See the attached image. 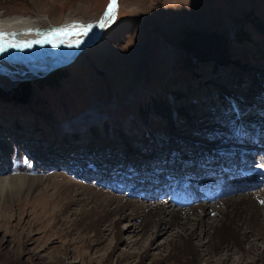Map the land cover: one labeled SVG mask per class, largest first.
Segmentation results:
<instances>
[{
  "label": "rangeland",
  "instance_id": "374dc122",
  "mask_svg": "<svg viewBox=\"0 0 264 264\" xmlns=\"http://www.w3.org/2000/svg\"><path fill=\"white\" fill-rule=\"evenodd\" d=\"M117 1L116 20L101 41L69 63L46 57L8 62L21 70L12 76L0 71V88L7 93L0 97V146H6L0 147V163L12 176H52L47 193L35 190L9 204L12 212L0 210V215H15L0 221V264H146L140 254L148 247L152 255L167 256L157 264H183V253L176 249L169 255L166 246L178 227L155 232L159 229L151 224L141 234L131 210L125 219L93 221L92 206L80 202L102 193L138 206L169 204L172 189L187 181V199L211 203L204 187L166 170L183 150L200 154L198 163L247 174L251 184L240 192L256 194L264 206V159L258 162L264 141L253 151L254 137H243L264 132V0ZM108 4L0 0V17L39 18L49 27L65 17L92 21ZM24 83L31 88L21 98L13 89ZM219 154L231 157L222 163ZM240 155L249 159L243 167ZM101 165L112 166L113 173L81 176L85 168ZM168 178L173 185L161 194L159 183L149 184ZM142 180L159 195H144ZM63 188L75 191V198L58 196ZM235 194L223 191L214 198ZM63 202L68 214L59 211L54 219ZM81 217L84 226L72 229L69 221L79 223ZM121 253L125 262L119 261Z\"/></svg>",
  "mask_w": 264,
  "mask_h": 264
},
{
  "label": "bare ground",
  "instance_id": "6f19581e",
  "mask_svg": "<svg viewBox=\"0 0 264 264\" xmlns=\"http://www.w3.org/2000/svg\"><path fill=\"white\" fill-rule=\"evenodd\" d=\"M117 8L118 1L116 0L115 15L117 13ZM102 21L107 23V27L112 24L108 23V17L106 15L104 18H101L100 16L92 21L73 20L72 18L65 17L59 24L49 27H42L40 25L39 18L32 19L31 17L29 18L20 15L3 18L0 17V33L4 34L5 40L17 44L20 42H33L30 47H6L3 52H0V71L5 75L12 76V72H19L21 70L10 68V66H8V62L27 64L30 61L46 57L55 58L59 65L67 64L72 61L79 54V52L83 51V49L96 43L95 39L100 34L99 32ZM68 26L79 28L91 26V31L87 36L54 37L53 43L57 45L55 47H53V43L48 42L34 43V41L42 40L47 33L58 28ZM107 27H105V30ZM103 35L104 32L102 37ZM102 37L97 40V42H100ZM76 40L81 41L78 46L75 44ZM15 74L17 75L18 73ZM243 137L244 139H251L254 137L252 150L255 151L258 148L261 149L259 146L261 144L259 143L260 141H264V132H259L257 134L243 133ZM0 147L4 151L6 146L2 144ZM229 152L231 151H226V153ZM195 155L196 158L193 159ZM174 157H177L178 160L176 162H169L166 164V170L170 171L171 176L174 174L186 175V179L189 180L191 184L197 185L198 187L200 186L201 188L204 187L203 192L207 199L212 197L214 198L217 194L222 193L223 191H226L227 194L229 192L231 194H235V192H237V194L226 196L223 199H220L219 197V199L212 198L211 203L198 202L200 199L196 197L193 199H187L186 192H183L184 189L188 188L187 181L185 179L184 181L186 182L181 184L183 185L182 187L175 186L176 189H172L169 204L162 203L161 201L138 206L131 200L122 202L119 201L118 197L102 193L95 194L96 199H93V196L89 198L90 201L83 199L80 202H82V204L84 203V205L88 208L89 206H92L90 208L91 210L88 211L92 212V215L95 218L93 221H115L125 219L128 217L125 211L127 209L131 210L130 212L133 215H130L132 216L131 219L140 220L139 224L134 228L141 234L144 233L145 229L148 226H151V224H153L154 228L157 229L162 227L165 229L166 227L171 226L178 227V229L176 228L177 230L173 238L166 246L171 249L168 253L169 255L176 249L178 253H183V264H209V261H211V264H264V248L262 247V245H264V206H262L260 201H258L260 198L254 193L240 192L241 190H245L248 187V184L235 189L236 185L234 184V181L237 179L235 175L224 174L225 177H221L222 170L220 168L217 169L211 166L208 168L204 162H200V160V163H198L200 154H197L195 151L183 150V152H179ZM217 157L220 162L224 163L228 158L230 159L231 155L219 154ZM2 159L4 160V158ZM260 159H264V155L258 159V162L261 161ZM239 160L242 162L244 161L243 163L241 162L238 164L239 167H243L249 162V159L244 155H240ZM256 161L257 160H255V162ZM195 162L197 163L195 164ZM105 166L106 169L104 171H99L100 168ZM186 168L187 170H185ZM0 170L1 173L3 172L4 174L0 176L1 211L12 212L8 208L9 204L15 205L16 203H19L21 201L20 197H30L35 190L47 193L52 184L51 175L36 178H28L27 176H12L7 174L3 163H0ZM255 170L261 172L258 168ZM84 171H87L88 174ZM113 171L112 166L107 167V165H101V167L93 170L85 168L82 171L81 176L92 179L97 177L103 178L107 174L113 173ZM196 173V176H198L197 181L194 180L195 177L193 176ZM262 173H264V171ZM169 179L170 178L166 181L150 179L149 184L151 182L159 183L161 186V194L165 192L168 187L170 188L173 185V182L170 183ZM213 181L215 182V185L210 187L213 184ZM72 183L73 182L68 184L70 185L69 187H72ZM141 184V187L145 189L144 195H159L155 194V192L153 193L148 186L149 184H145L143 180ZM250 184L251 182L249 185ZM223 185L225 186V189L221 188ZM69 189L70 188L61 189L57 192V195H61L63 198H68L69 194L71 198H75L74 195L77 193H74L75 191H73V194L71 190L69 191ZM28 202L29 201L27 200L25 204H30V202ZM74 202L75 200H72V203ZM67 205V203L63 202L61 206H56L58 213H56L55 209L52 208V213H54V211L56 213L55 215L53 214V218L55 219V217H59V211L64 212L62 215H64L65 212L67 213ZM141 206L146 207V209ZM84 209L85 208H83V210ZM82 212L87 214L85 211ZM210 215H213V218H209ZM13 216L15 215H11V217L0 215V221L10 220L11 218H14ZM48 218L49 217L46 215L44 220ZM207 218L209 220H207ZM74 221L75 220L69 221L71 222L70 226L74 230H79L82 228L81 225L86 223L83 217H81L79 223ZM154 231H160V229H155ZM201 236L202 239L199 238L198 243H194L193 238ZM143 253L142 255L140 254L141 260L147 259L148 264H157L158 262L163 261V259L165 260L167 257L162 253L152 255L150 253V247H148V249ZM233 255H235V260L237 261L228 262ZM125 256L127 257L124 253H121L119 261H122Z\"/></svg>",
  "mask_w": 264,
  "mask_h": 264
},
{
  "label": "snow or ice",
  "instance_id": "6c2138e0",
  "mask_svg": "<svg viewBox=\"0 0 264 264\" xmlns=\"http://www.w3.org/2000/svg\"><path fill=\"white\" fill-rule=\"evenodd\" d=\"M115 9H116V0H109V4L106 9V16L108 17V23H114L116 20L115 15ZM101 27H104L102 24ZM91 31V26L79 28V27H61L58 28L52 32L47 33L42 40L34 41V43H41V42H48L53 43L54 37L59 36H87L89 32ZM31 43L33 42H20L12 43L4 39V34L0 33V52H3L6 47L16 48V47H30ZM81 43L80 40H76L75 44L78 46ZM57 46L55 43H53V47ZM261 203H264V201H261Z\"/></svg>",
  "mask_w": 264,
  "mask_h": 264
},
{
  "label": "trees",
  "instance_id": "16d2710c",
  "mask_svg": "<svg viewBox=\"0 0 264 264\" xmlns=\"http://www.w3.org/2000/svg\"><path fill=\"white\" fill-rule=\"evenodd\" d=\"M30 88H31V85L29 83H24L22 85H20V87H18L17 89H13L15 91H17L18 95L21 97V98H24L22 97L23 95L26 96L27 94L30 93ZM6 91L4 92L1 88H0V97L2 96H6ZM20 97H18L16 100H20ZM21 102V101H20Z\"/></svg>",
  "mask_w": 264,
  "mask_h": 264
},
{
  "label": "water",
  "instance_id": "95a60500",
  "mask_svg": "<svg viewBox=\"0 0 264 264\" xmlns=\"http://www.w3.org/2000/svg\"><path fill=\"white\" fill-rule=\"evenodd\" d=\"M107 6H108V5H107ZM107 6L102 10V13H100V14H102V15H101V18H104V17H105ZM102 20H103V19H102ZM102 24L104 25V27H100V32H99L100 34H99L98 37L95 39L96 41L99 40V39L102 37V34H103L104 30H105V27H107V23H104V21L101 22V25H102ZM86 45L88 46L87 43H86ZM86 45H84V46H86ZM84 46H83V47H84ZM83 47H82V48H83ZM82 48H81V49H82ZM81 49H79V50H81Z\"/></svg>",
  "mask_w": 264,
  "mask_h": 264
}]
</instances>
